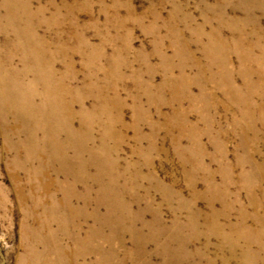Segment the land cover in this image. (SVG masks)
Segmentation results:
<instances>
[{
  "label": "rangeland",
  "instance_id": "rangeland-1",
  "mask_svg": "<svg viewBox=\"0 0 264 264\" xmlns=\"http://www.w3.org/2000/svg\"><path fill=\"white\" fill-rule=\"evenodd\" d=\"M13 1L0 0V95L18 94L10 71L24 76L19 52L7 58L13 2L85 109L76 139L61 116L51 132L0 121V264H264V140L248 142L220 89L232 79L206 57L220 43L236 87L238 63L259 80L235 37L264 59V0Z\"/></svg>",
  "mask_w": 264,
  "mask_h": 264
},
{
  "label": "bare ground",
  "instance_id": "bare-ground-1",
  "mask_svg": "<svg viewBox=\"0 0 264 264\" xmlns=\"http://www.w3.org/2000/svg\"><path fill=\"white\" fill-rule=\"evenodd\" d=\"M3 1L5 2V0ZM13 2L10 3L13 6L9 5L11 10L8 15L7 12L5 14V19L7 20L6 22L13 32V46L9 49L7 58L10 59L15 56L17 51L19 52L21 56V65L24 67V76L17 79L13 71L8 73V76L13 78L14 82L18 81L19 90L17 95L14 94V97L9 93L0 95V121L4 124V116L11 114L14 120H18V122H21L27 127L29 126L30 129L32 128V125L33 128H35V126H39L41 129L47 127L51 132V128L48 123L56 121V119H59L61 116L64 117L67 122L65 123L64 128L70 129L65 131L62 129L61 132L67 134L72 139H76L79 137V130L77 131V129L73 127V106L78 103L77 106L79 110L84 111L85 108L83 107V101L81 99L78 100V102L74 100L76 99L74 96L77 92H75L73 88L65 85L67 83L64 75H59L55 71V58L48 51L51 44H47L34 33V28L30 26L32 20L31 14L28 13L26 8L25 10H21L22 13L19 14V5ZM3 6L6 8V3H4ZM14 11L17 14H14ZM2 30L3 29L0 27V32H2ZM235 38L237 40H245L246 56L250 60L260 64H251L250 67L252 73L259 80L255 79L252 81L245 77L243 74L245 70L244 64L242 63L239 66L238 63L235 72L237 75L239 74L242 79L240 82L241 86L236 87L232 81L234 78H232L233 75L231 70L229 68L227 69L225 66L227 62L226 58L228 57H226L227 54L221 49L220 43L210 46L206 53V57H209L211 60L210 65H215L219 73H224L227 76L230 75L232 80H230V83L227 86H221L220 88L216 84V87L220 88L223 94L229 96V100L231 102L236 103L237 111L242 115L244 122L247 124V128L250 126L252 127V130H249L252 134L250 141H248L244 136L242 138L246 139L248 142H257L259 140L260 133L262 134V139L264 140V59H255L252 57L254 54L253 49L257 51L259 48L258 42L257 44L246 42V36L244 34L241 36L239 32ZM237 53H242L241 47ZM214 58L217 59L218 65L215 64V61L213 60ZM67 68L69 69V65H67ZM27 77L32 78L30 83H24V81L28 79ZM1 80L2 79L0 78V90H2L3 87ZM21 80H23V82H21ZM39 90L42 93V96H38L39 94H37V91ZM78 93L82 94L84 92L81 90ZM97 93H100V91ZM105 102L106 100L103 99L102 96L96 99L93 107L97 114H106L108 106L104 107V105H106ZM18 109H20L22 113H24V111H28L31 116H28V118L18 116V113L16 112ZM27 114L28 113L26 112V115ZM34 115L42 117V122L40 124L35 122V119L33 118ZM81 121L85 122V119L82 117ZM255 124L260 127V132L253 128V125ZM247 128L242 126L240 128V132ZM58 134L56 137L49 135V140L46 142H51V146L53 145L52 147L55 150L60 151L59 147L54 146L55 143L53 144V141H58ZM243 134H245L244 131ZM29 136L30 140H33V138L37 135L30 133ZM99 161L98 170L103 169L106 171L112 168L109 158L106 156L100 157ZM259 170L262 174H264V167H260ZM240 223L241 224H238V227H234L235 232H243V221L241 220ZM46 224L49 223L46 222ZM244 231H246V229Z\"/></svg>",
  "mask_w": 264,
  "mask_h": 264
}]
</instances>
